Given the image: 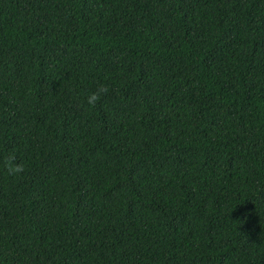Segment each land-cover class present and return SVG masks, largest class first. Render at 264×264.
<instances>
[{"label": "trees", "instance_id": "trees-1", "mask_svg": "<svg viewBox=\"0 0 264 264\" xmlns=\"http://www.w3.org/2000/svg\"><path fill=\"white\" fill-rule=\"evenodd\" d=\"M0 264H264V0H0Z\"/></svg>", "mask_w": 264, "mask_h": 264}, {"label": "clouds", "instance_id": "clouds-1", "mask_svg": "<svg viewBox=\"0 0 264 264\" xmlns=\"http://www.w3.org/2000/svg\"><path fill=\"white\" fill-rule=\"evenodd\" d=\"M105 89L103 86H98V88L94 91H89L85 97L86 103L88 105H94L99 97V95L104 92ZM14 161V157L9 154L7 156H5L4 158V165L6 168V171L9 175L18 173L20 171H22L23 169V165L20 163H15Z\"/></svg>", "mask_w": 264, "mask_h": 264}]
</instances>
